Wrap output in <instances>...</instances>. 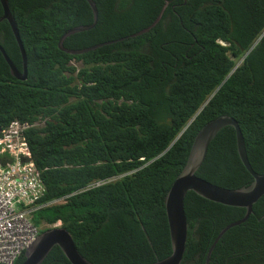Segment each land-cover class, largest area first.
Segmentation results:
<instances>
[{
  "label": "trees",
  "instance_id": "trees-1",
  "mask_svg": "<svg viewBox=\"0 0 264 264\" xmlns=\"http://www.w3.org/2000/svg\"><path fill=\"white\" fill-rule=\"evenodd\" d=\"M166 1L147 34L69 55L58 41L93 23L86 0H8L27 79L12 77L0 53V128L28 125L23 134L46 189L31 220L60 223L92 264H151L171 254L164 198L207 122L232 117L252 169L264 174V0H93L97 24L63 47L127 37L151 25ZM0 46L22 71L6 20ZM196 175L227 189L252 182L232 127L216 135ZM97 181L108 182L87 189ZM184 211L181 264H206L221 229L245 215L191 191ZM42 264L71 263L55 246ZM209 264H264V195L217 242Z\"/></svg>",
  "mask_w": 264,
  "mask_h": 264
},
{
  "label": "water",
  "instance_id": "water-1",
  "mask_svg": "<svg viewBox=\"0 0 264 264\" xmlns=\"http://www.w3.org/2000/svg\"><path fill=\"white\" fill-rule=\"evenodd\" d=\"M86 1L88 2L93 13V23L89 26H78L69 29L62 35V37L58 41V48L69 55H82L103 46L147 34L160 22L164 11L169 4L168 1L165 2L159 15L153 21V23H151V25L138 32L130 34L127 37L119 40L100 43L95 46L80 50L66 49L63 47V42L67 37L76 33L91 30L97 24V7L93 0ZM0 3L3 9V14L0 18V22L6 20L10 24L22 56V71H19L15 67V65L8 58L1 46L0 53L9 66L11 76L19 81H25L27 79L26 54L19 37L16 23L10 12L8 0H0ZM74 62L75 61L73 60L71 64H73ZM225 127H232L235 130L238 156L245 169L253 178L252 182L249 185L237 189H227L219 187L196 175L197 171L205 160L210 143ZM190 191L194 192L199 197L212 201L214 203L245 209V215L243 216V218L225 226L223 229H221V231L215 238L207 253L206 264H209L211 254L217 242L229 229L246 222L249 216L252 214V206L264 195V174H258L252 169L248 161L243 135L237 122L232 117L228 115H221L204 124L195 135L186 163L172 183L164 198V206L171 242V254L166 258L158 260L151 264H181L185 252L188 231L187 220L184 211V200L187 193ZM55 246L60 248L66 259L71 264H92L79 253L70 233L65 228H63L61 224H56L49 227L47 230L40 232L36 240L25 250L23 254L24 260L20 264H42L50 251Z\"/></svg>",
  "mask_w": 264,
  "mask_h": 264
},
{
  "label": "built area",
  "instance_id": "built-area-1",
  "mask_svg": "<svg viewBox=\"0 0 264 264\" xmlns=\"http://www.w3.org/2000/svg\"><path fill=\"white\" fill-rule=\"evenodd\" d=\"M27 128L26 123L13 122L0 131V264H15L40 234L31 215L42 207L39 201L46 189L23 134ZM106 182L97 181L87 189Z\"/></svg>",
  "mask_w": 264,
  "mask_h": 264
},
{
  "label": "rangeland",
  "instance_id": "rangeland-1",
  "mask_svg": "<svg viewBox=\"0 0 264 264\" xmlns=\"http://www.w3.org/2000/svg\"><path fill=\"white\" fill-rule=\"evenodd\" d=\"M73 65L77 68V69H80L81 68V64L80 63H76V62H74L73 63ZM32 221V220H31ZM33 222V221H32ZM34 223V222H33ZM58 225L60 224V223H57ZM34 225H35V223H34ZM56 225V224H55ZM35 226H37V225H35ZM38 227V229L41 231L42 229H45V228H48L49 226L48 225H46V224H41V225H38L37 226Z\"/></svg>",
  "mask_w": 264,
  "mask_h": 264
}]
</instances>
